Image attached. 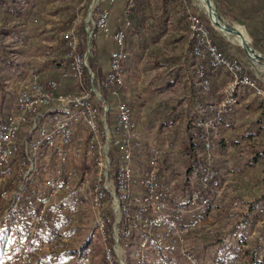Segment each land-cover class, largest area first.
<instances>
[{
  "label": "built area",
  "instance_id": "built-area-1",
  "mask_svg": "<svg viewBox=\"0 0 264 264\" xmlns=\"http://www.w3.org/2000/svg\"><path fill=\"white\" fill-rule=\"evenodd\" d=\"M131 3L123 7L125 15ZM187 13L200 86L211 88L208 67H223L230 77L221 99L198 105L208 119L200 120L206 158L194 174L195 187L173 195L170 183L159 179L163 147L144 144L121 95L130 20L114 25L109 8L99 7L85 19L83 39L74 20L64 31L67 58L59 72L26 65L9 109L0 113V231H7L0 264H102L93 256V232L104 241L107 264H126V257L131 264H177L176 255L185 264H201L186 245L187 226L178 215L205 212L208 189L219 187L210 121L232 109L238 86L262 96L264 88L240 57L218 48L199 11L190 7ZM104 40L107 67L94 68L88 63L92 42ZM69 77L78 91L62 90ZM138 149L146 151L142 165L134 159Z\"/></svg>",
  "mask_w": 264,
  "mask_h": 264
},
{
  "label": "trees",
  "instance_id": "trees-1",
  "mask_svg": "<svg viewBox=\"0 0 264 264\" xmlns=\"http://www.w3.org/2000/svg\"><path fill=\"white\" fill-rule=\"evenodd\" d=\"M56 1L57 0H0V18H2L0 23V37L10 35L14 41L24 43L27 38L30 39L31 37H35L37 32H49L51 33L50 39H57L55 45L52 46L51 49L52 52H57V56H53V54L49 58L44 59L38 66L33 64L38 69L42 71L48 70L49 73L52 74L59 72L62 66L61 62L67 58L66 43L63 33L66 28L69 27V23L75 15L72 10L73 5L68 3L55 5ZM255 2L260 4L255 5ZM127 3L128 0H126V4ZM214 3L220 15L227 16L243 24L247 33L252 38V45L254 48L264 53L261 36L262 29L259 25L262 24V19L264 17L260 18L259 21L257 20V11L264 6V0H214ZM190 7L198 8V6L193 4V0H132L127 15H125L122 10L121 19L117 24V26H120L126 17L130 20V26L126 30L125 38V47L128 51V56L125 60V70L126 68L131 69V75L139 79L140 83L143 84L142 87H147V85L150 87L152 85L153 90L157 94L156 103L150 107L147 113V119L144 122L146 127L150 129L155 128L158 131H167L169 136L168 146L171 149L177 146V148H179V153L184 156V171L177 189L178 193L184 195L188 194L196 185L194 174L205 161L206 150L199 137V132L202 127L196 126L191 118L183 120L185 112L182 104L185 103V100H190L194 94H198L202 103L219 100L220 97L223 96V91H219V89L222 88L217 86L216 78L219 75H224L227 80L230 78L225 68L208 67L207 72L211 79L210 90H203L200 83H198L196 86L191 84L190 86L192 87H186L187 89H184L180 98H171L166 95L165 91H175L177 84L184 81V77L186 76L184 71L185 67L190 66L193 73L195 70L196 59L189 51L190 44L188 41L189 20L187 9ZM41 9H47V12L51 13V15L59 11L61 12V10L65 11L66 14H64L60 23L55 24L54 19L46 18L44 15L42 16L40 12ZM33 12L35 13L33 14ZM200 15L210 28L211 36L218 48L224 54L232 56V54H228L229 51L225 38L214 32L207 14L200 13ZM83 26L84 24H80L84 34ZM262 28L264 29V25ZM241 31L244 37L248 38L244 30ZM102 42L101 53L104 52V54L107 55L109 53L108 43L105 40ZM1 43L0 52L4 50V53L0 56V60L7 61L8 64H13V60L5 53L6 51L4 47L1 46ZM93 43L94 42H92L91 46L92 53L96 54L97 44ZM186 43L187 46L185 45ZM80 47L82 49V46ZM11 49L14 51V48ZM89 60L90 65L92 67L95 66L93 62L94 58L90 57ZM139 66L143 67L142 69L145 71L153 68L156 69L157 72L149 77L150 79L146 80V78H140ZM21 71L22 70L16 71V73H18L14 74L16 75L14 78L17 77L18 74H21ZM197 80L199 82L198 77ZM256 80L259 85L264 88V83L257 77ZM5 83H7V78H4V82H2V84ZM129 84L130 88L133 89L135 87L131 78ZM62 90L78 91L79 89L73 83V79L69 77L63 85ZM124 90L125 88H123L121 93L123 98H125ZM213 94L216 95L217 99L212 98ZM235 94L237 97L236 104H234L229 112L223 114L220 121H213V123L228 125V128H232L230 135L222 138V140L219 141L220 144L231 145L232 142H239L241 138L247 145L249 154L243 162L235 164L237 167L236 171H244L245 175L248 174L252 179L256 178L259 182V188L253 190L254 192L252 191V193H250V197L246 201L248 210L245 212V219L251 226L255 225L257 221H261V232L264 234V176H261L257 171V166L262 162L264 163V96L257 94L255 90L248 85L238 86ZM105 97L107 100L111 101V95L108 94L107 90H105ZM4 98V94L1 93L0 113H3V110L6 111L10 107L9 102L11 99L4 101ZM127 102L132 108L131 103L128 100ZM241 103L242 105H240ZM238 110H242L246 114H251L252 116V118L246 122L245 127H243L241 123L239 125L234 123V115ZM199 116L201 117L202 115L200 114ZM180 119H182L186 130V132L182 134L179 132V123L175 125L177 123L176 121ZM173 124L175 126H173ZM142 139L144 140L143 137ZM145 141L146 140H144V144H147L148 142ZM145 153V149H138L135 151L134 159L141 165L146 162L147 157ZM163 153L164 151L159 160L158 177L160 180L169 182L173 189L174 182L168 175H165L164 172L162 164ZM211 155L214 157L212 166L216 169L220 179V167L215 160L217 157L215 158L212 152ZM248 171H251V174H249ZM261 180L263 182H261ZM209 206L205 212L193 211L178 215V218L187 226V229L190 225V228L194 230L196 226L191 222V214H196L195 216L201 217V215L207 213ZM239 237V242H246L245 235L241 234ZM221 239L222 237L218 236L208 241L204 245L206 250L209 251L208 247L213 244H218ZM260 246H258V249H243L241 252L242 261H240L239 264H264V251L260 252ZM218 249V245H216L214 252ZM232 250L238 253L235 247L232 248ZM231 261L236 262L238 258H233ZM221 264H226V261H221Z\"/></svg>",
  "mask_w": 264,
  "mask_h": 264
},
{
  "label": "rangeland",
  "instance_id": "rangeland-1",
  "mask_svg": "<svg viewBox=\"0 0 264 264\" xmlns=\"http://www.w3.org/2000/svg\"><path fill=\"white\" fill-rule=\"evenodd\" d=\"M213 5L216 9L214 0ZM68 3L73 5V12L75 15L72 17V21L69 23V26L72 25L73 20L75 21L74 27L76 28L77 34L79 38L83 39L82 27L80 24H83L85 19L89 17H94L98 11L99 7H102L106 4L105 0H57L55 5ZM126 4V0L122 2H118L117 5V13H121L123 7ZM193 4L198 6L195 7L197 11L200 13H206L204 7H202L198 0H193ZM47 9H41L42 16L44 15L46 18H52L56 23H60L62 18L64 17L65 11L61 10L56 14L51 15V13L47 12ZM218 13V11L216 10ZM35 12H33L34 14ZM37 14V13H36ZM35 14V15H36ZM219 14V13H218ZM34 16V15H32ZM208 16V15H207ZM221 16V19L227 25H236L239 29L244 30L247 34L248 38H245L246 44L248 46L252 45L251 36L245 31L244 25L237 22L234 19H231L227 16ZM209 18V17H208ZM2 18H0L1 23ZM210 20V19H209ZM220 20L222 23L223 21ZM211 23V22H210ZM220 31H223L219 28ZM218 31V32H220ZM225 32V31H223ZM51 33L49 32H37L35 37H31L30 39H26L24 43H20L18 41H14L13 38L9 36L0 37L1 46L4 47L5 53L8 54L13 60V64H8L7 61L0 60V95L4 94V101H8L10 104L12 103L13 96L15 94L16 88L20 83L21 78L24 76V69L26 65L35 64L38 66L44 59L49 58L50 56H57V52H52V46L55 45L57 39H50ZM224 36L227 47H237L243 53L246 59H250L253 61L255 66L261 71L264 76V54L259 50L255 49L256 52L260 53L262 57H260V61H255L249 55H247L246 50L243 45L240 43V38L236 35V33H226ZM243 35V34H242ZM244 36V35H243ZM57 37V36H56ZM239 38V39H238ZM81 42V40H80ZM94 42V41H93ZM108 42V41H107ZM103 42H94L93 44H97L96 54L90 55L88 57V63L90 62L89 58H94V68H101L104 63H107L108 54L105 55L104 52L101 53V46ZM254 47V46H253ZM14 48V51H12ZM3 49V48H2ZM11 49V51H10ZM4 50L0 52V56H2ZM101 53V54H100ZM230 53V52H229ZM48 54V55H47ZM255 55L254 53H250ZM243 59L242 57H240ZM244 60V59H243ZM242 60V61H243ZM257 60V59H256ZM90 64V63H89ZM143 67L139 66L140 78L150 79L149 77L153 76L157 71L156 69H149L145 71L142 69ZM22 70L21 74H18L17 77L14 78V74H17L16 71ZM49 71L47 70L46 73ZM131 69L126 68V85L124 92V99L128 100L132 105L133 116L137 125V128L140 132V135L146 140L148 143H157L163 147V159L162 164L164 167L165 175H168L172 181L174 182L173 195L177 194L178 183L181 180V175L184 171V156L179 153V148L175 146L171 149L169 144V136L167 131H158L155 128L150 129L146 127L145 120L147 119V113L151 106L156 103L157 94L152 88V85L149 87H142L143 84L140 83L139 79L135 76L131 75ZM224 76V75H223ZM4 78H7V83L2 84L4 82ZM14 78V79H13ZM130 78L135 84V87L130 88ZM197 76L194 70L186 73L184 77V81L177 84L176 90H167L165 91L166 95L171 98H180L181 93H183L184 89L193 84L194 86L198 85ZM185 84V85H184ZM217 86H219L217 84ZM186 88V89H187ZM220 88V87H219ZM123 97V96H122ZM126 100V101H127ZM202 103L199 99L198 94H194L190 100H185L182 107L184 108V116L183 120H187V118H191L192 122L196 124V126H201L204 128L203 124H200L199 120L208 119L207 116L202 115L199 116L198 105ZM234 123L239 125L242 124L243 127L246 126V122L252 118L251 114H246L244 111L238 110L234 115ZM246 120V121H244ZM177 125L179 123L180 134L185 133V127L182 119L176 121ZM173 124V126H175ZM236 126V125H235ZM212 127V128H211ZM232 129V128H231ZM231 129L228 128V125L222 124H214L213 121H210L209 126V136L214 143L213 148L211 149L212 154H214L215 159L218 162V166L220 167V184L219 187L208 189V193L210 194L211 201L210 206L206 214L199 216H195L196 214H191V222L196 226L195 229H191L190 225L187 229L185 235L186 245L195 253V255L199 258L201 264H221V261H226V264H239L241 259V252L243 249L247 248L258 249L260 252L264 250V234L261 232V221H257V223L253 226L249 225L248 221L245 219V212L248 210L247 200L250 197V193L256 188H259L257 179H252L248 174L245 175L244 171H236L237 167L236 163H241L248 156L249 151L243 139H239L240 141L237 143L232 142L229 144H220L219 141L222 138L230 135ZM238 132V131H237ZM143 140V141H144ZM147 143V144H148ZM168 146V147H166ZM211 162L214 161V157L212 156ZM257 171L264 176V163H260L257 166ZM249 172V171H248ZM251 172V171H250ZM249 172V174H251ZM195 180V178H194ZM261 182H263L261 180ZM196 183V180H195ZM256 183V184H254ZM254 192V191H253ZM88 207V204H86ZM218 206V207H216ZM192 227V226H191ZM243 234L246 236V242H239V236ZM7 231H0V255L4 248L5 242L7 240ZM218 236L222 237L221 241L218 244H213L212 246L206 247L204 246L208 241H211ZM90 244L92 246V252L94 259L102 264H107V260L104 257V241L101 239V236L97 232H93L90 236ZM218 245V250L214 252L215 246ZM236 248L238 253H235L232 248ZM128 251V250H127ZM262 254V253H259ZM237 255V256H236ZM178 259L180 257L176 255ZM204 262H203V259ZM221 258V259H220ZM233 258H238V261L232 262ZM240 258V259H239ZM126 264H131V261L128 257L125 258ZM180 264H185L181 259L179 260ZM178 264V263H177Z\"/></svg>",
  "mask_w": 264,
  "mask_h": 264
},
{
  "label": "crops",
  "instance_id": "crops-1",
  "mask_svg": "<svg viewBox=\"0 0 264 264\" xmlns=\"http://www.w3.org/2000/svg\"><path fill=\"white\" fill-rule=\"evenodd\" d=\"M156 1H158V0H156ZM257 4H260V3H258V2H255V5H257ZM114 5H117V4H112V5H109L107 2H106V4L104 5V6H107L108 8H109V10H110V15H111V21H112V23L114 24V25H117L118 23H119V21H120V19H121V13H117V7L116 6H114ZM261 7V6H260ZM257 20L259 21L260 20V18H263L264 17V6H262L261 8H260V10L259 11H257ZM220 15V14H219ZM211 22V21H210ZM212 24V23H211ZM234 25V24H233ZM260 25V27H261V29H262V32H261V36H262V47H263V49H264V29L262 28L263 27V25H264V18L262 19V24H259ZM212 26H213V30H214V32L217 34V35H219V36H222L223 38H224V36L225 37H227L226 36V34H225V32H223V31H220L219 30V28L218 27H216V26H214L213 24H212ZM234 26H236V25H234ZM237 27V26H236ZM239 28V27H238ZM245 28V27H244ZM218 31H220V32H218ZM245 31H246V28H245ZM247 32V31H246ZM186 46H187V43L185 44ZM228 48V51L230 52V53H228V54H232V55H236V56H238V57H242L243 59H241V60H243L242 62L244 63V66H245V69H246V71H248L250 74H253V75H256L263 83H264V76H263V74L261 73V71L255 66V64L253 63V61L252 60H250V59H246L245 58V56H243V52L241 51V50H239L237 47H234V48H232L231 46L230 47H227ZM262 53V52H261ZM264 54V53H263ZM262 67H264V65L262 64L261 65ZM107 67V63H104L103 64V66L101 67V69H105ZM184 71H185V73H188V72H190L191 71V68H190V66L189 67H185L184 68ZM229 80H227V79H225V76H223V75H219V76H217V78H216V84H218L219 85V87H221L222 89H219V91L221 92V91H223V96H224V88H225V86L227 85V82H228ZM216 94H217V92H216ZM222 96V97H223ZM222 97H220V99L222 98ZM212 98H214V99H217L216 98V95H214L213 94V97ZM219 99V98H218ZM240 105H242V103L240 104ZM239 106V105H238ZM237 106V107H238ZM241 111V110H240ZM180 259H178L177 260V262H178V264H180V261H179Z\"/></svg>",
  "mask_w": 264,
  "mask_h": 264
},
{
  "label": "water",
  "instance_id": "water-1",
  "mask_svg": "<svg viewBox=\"0 0 264 264\" xmlns=\"http://www.w3.org/2000/svg\"><path fill=\"white\" fill-rule=\"evenodd\" d=\"M207 1H208V3H209V9L207 10V15H208V17H209L211 23H212L214 26H221V28H222L223 30H227L228 32H234V33H236V34H240V35H242V31H241V29H239L238 27H236V26H234V25H227V24L221 19V16L216 12V9H215L214 5H213V7H212V3H213L212 0H207ZM220 20L223 21V24L220 22ZM215 23H216L217 25H215ZM240 43L243 45L244 49L246 50L247 55H249V56L251 57L250 52H254L257 61H260L259 59H260V57H262V56H261L260 53H258V52L255 51V49H254L253 46H251V45H250V46L245 45L246 43H244L243 41H241ZM251 58H252V57H251ZM260 62H261V61H260Z\"/></svg>",
  "mask_w": 264,
  "mask_h": 264
},
{
  "label": "bare ground",
  "instance_id": "bare-ground-1",
  "mask_svg": "<svg viewBox=\"0 0 264 264\" xmlns=\"http://www.w3.org/2000/svg\"><path fill=\"white\" fill-rule=\"evenodd\" d=\"M198 2H199V4H200L202 7L205 8L206 11L209 9V3H208L207 0H198ZM212 7H213V4H212ZM220 22H221V21H220ZM221 23H222V22H221ZM222 24H223V23H222ZM215 25H217V24L215 23ZM216 27L222 29L221 26H216ZM222 30H223V29H222ZM223 31H225L226 33H231V32H228L227 30H223ZM236 35L240 38V42L243 41L244 43H246L245 38H244L243 35H240V34H236ZM239 38H238V39H239ZM250 53H254V52H250ZM250 55H251V57H252L255 61H257L255 55H253V54H250Z\"/></svg>",
  "mask_w": 264,
  "mask_h": 264
}]
</instances>
